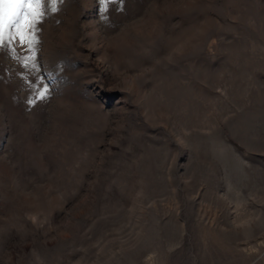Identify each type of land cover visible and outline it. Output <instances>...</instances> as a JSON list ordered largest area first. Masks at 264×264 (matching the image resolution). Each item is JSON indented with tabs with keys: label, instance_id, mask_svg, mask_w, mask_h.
<instances>
[{
	"label": "rangeland",
	"instance_id": "obj_1",
	"mask_svg": "<svg viewBox=\"0 0 264 264\" xmlns=\"http://www.w3.org/2000/svg\"><path fill=\"white\" fill-rule=\"evenodd\" d=\"M45 8L0 46V264H264V0Z\"/></svg>",
	"mask_w": 264,
	"mask_h": 264
},
{
	"label": "snow or ice",
	"instance_id": "obj_2",
	"mask_svg": "<svg viewBox=\"0 0 264 264\" xmlns=\"http://www.w3.org/2000/svg\"><path fill=\"white\" fill-rule=\"evenodd\" d=\"M59 0H0V46L5 42V34L12 35L15 30L21 43L32 44L35 40L37 23L45 15V5L50 6L51 11L56 10ZM113 0H99L101 10L106 12ZM124 0H118L122 4ZM27 66V64L25 65ZM36 67L35 64L32 65ZM40 79V78H38ZM34 92V99L29 100L30 104L46 99L49 90L47 85L40 79L39 83L29 85Z\"/></svg>",
	"mask_w": 264,
	"mask_h": 264
}]
</instances>
